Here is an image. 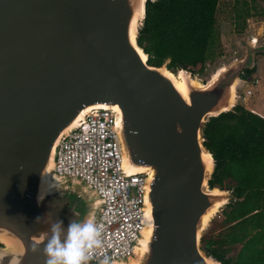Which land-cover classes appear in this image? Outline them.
Instances as JSON below:
<instances>
[{
  "label": "water",
  "instance_id": "water-1",
  "mask_svg": "<svg viewBox=\"0 0 264 264\" xmlns=\"http://www.w3.org/2000/svg\"><path fill=\"white\" fill-rule=\"evenodd\" d=\"M146 1L0 0V264H44L48 216L65 228L97 217L98 194L79 178L57 176L53 161L62 137L107 107L123 172L152 169L144 185L146 235L132 256L109 264H221L200 239L235 193L208 185L214 159L202 126L236 105L230 96L244 87L240 73L255 67L264 40L248 41L243 57L218 65L205 86L185 81L184 98L136 44Z\"/></svg>",
  "mask_w": 264,
  "mask_h": 264
},
{
  "label": "trees",
  "instance_id": "trees-1",
  "mask_svg": "<svg viewBox=\"0 0 264 264\" xmlns=\"http://www.w3.org/2000/svg\"><path fill=\"white\" fill-rule=\"evenodd\" d=\"M217 2L147 0L135 38L147 54L146 62L202 72L213 56ZM254 69L242 70L240 77L246 79ZM202 136L214 159L209 187L232 189L235 200L222 209L217 224L222 230L202 235L200 247L221 264H264V118L236 104L231 111L208 118ZM234 244L239 248L234 258L228 257Z\"/></svg>",
  "mask_w": 264,
  "mask_h": 264
},
{
  "label": "built area",
  "instance_id": "built-area-1",
  "mask_svg": "<svg viewBox=\"0 0 264 264\" xmlns=\"http://www.w3.org/2000/svg\"><path fill=\"white\" fill-rule=\"evenodd\" d=\"M117 132L112 109H94L62 137L55 151V174L79 178L100 199L99 213L90 221L102 229V246L92 252L89 264L132 256L145 224L148 172H123Z\"/></svg>",
  "mask_w": 264,
  "mask_h": 264
},
{
  "label": "rangeland",
  "instance_id": "rangeland-1",
  "mask_svg": "<svg viewBox=\"0 0 264 264\" xmlns=\"http://www.w3.org/2000/svg\"><path fill=\"white\" fill-rule=\"evenodd\" d=\"M251 37H256V43H261L264 40V2L261 0H218L215 10L213 56L205 61L202 72L193 74L197 81L204 83L218 65H226L243 57L246 53L245 44ZM254 60L256 62L255 69L245 79L247 87H250L252 93L245 94L243 91L245 87L241 89L242 91L237 90L236 93V104H240L246 109L254 107V99L264 103V91L259 92L258 90V87L264 86V54L255 53ZM259 64L261 67L256 73ZM175 70L171 69L173 72ZM255 110L257 111V109ZM223 208L224 206H221L212 215L203 229L202 235L209 232L216 234L219 231L220 227L217 224L223 217ZM238 248L239 244L231 245L226 255L234 258Z\"/></svg>",
  "mask_w": 264,
  "mask_h": 264
},
{
  "label": "clouds",
  "instance_id": "clouds-1",
  "mask_svg": "<svg viewBox=\"0 0 264 264\" xmlns=\"http://www.w3.org/2000/svg\"><path fill=\"white\" fill-rule=\"evenodd\" d=\"M22 169L23 165H20L18 170ZM42 198H38V203ZM41 221L40 217L36 218L37 223ZM43 221L48 224L47 244L43 249L44 264H89L92 252L102 246L101 227L87 218L82 221L72 220L67 228L62 221L49 216ZM37 250L36 246L32 248L34 253ZM101 264H109L108 257Z\"/></svg>",
  "mask_w": 264,
  "mask_h": 264
},
{
  "label": "bare ground",
  "instance_id": "bare-ground-1",
  "mask_svg": "<svg viewBox=\"0 0 264 264\" xmlns=\"http://www.w3.org/2000/svg\"><path fill=\"white\" fill-rule=\"evenodd\" d=\"M249 42L255 44V43L257 42L256 37H251V38H249ZM139 53H140V51H139ZM140 55H141V58H142V59L145 58V56H144L142 53H140ZM221 69H222V68H221ZM159 71L171 80V82L173 83V85L175 86V88H176V89H177V90L183 95L184 98H186V96H187V91H186V90H187V89H186L187 87H186V82H185V81H188V83H189L190 85H193V86H195V87H203V86H205V84L198 82L197 79H196L195 77H188V78H187V77L185 76L184 72L181 71V70H177V71L175 70V71L173 72V71H170V70L165 69L163 66H160V67H159ZM213 72H214V71H213ZM211 74H212V73H211ZM215 75H216V73L210 75V76H209V79L207 80V82L209 83V82L215 77ZM236 84H237V80L235 81V83L233 84V86L236 85ZM235 98H236V94L234 95V94L232 93L231 96H230V99H229V104H230V105L234 103ZM98 105H99V106H105L104 104H98ZM88 108H89L88 106L85 107V108H83V109L81 110L80 114H82V113H83L84 111H86ZM203 158L208 162V167L210 168V162H209V157H208V155H207V154H203ZM49 167H50V165H48V168H47V169H49ZM134 171H135V172H137V171H146V172L149 173V175L152 174V169H151V168H149V169H148V168H137V169L134 170ZM46 173H47V171H46ZM56 181H57V178H54V179L52 180V182H53L52 185H54V184L56 183ZM212 192H213V193H217L216 189H213ZM213 211H214V209L212 210V212H213ZM213 213H214V212H213ZM206 223H207V220L204 221L203 226L206 225ZM204 227H205V226H204ZM146 231H147V230H143V232H142L143 236L146 235ZM207 264H210V261H207Z\"/></svg>",
  "mask_w": 264,
  "mask_h": 264
},
{
  "label": "crops",
  "instance_id": "crops-1",
  "mask_svg": "<svg viewBox=\"0 0 264 264\" xmlns=\"http://www.w3.org/2000/svg\"><path fill=\"white\" fill-rule=\"evenodd\" d=\"M255 64H256V62H255ZM260 67H261V65L259 64L258 67H257L256 73L259 72ZM245 81H246V80H245ZM244 85H245V86H244V87H245L244 90L249 89V90H250L249 94H251V93H252V90L250 89V87H247L248 85H247L246 82H245ZM253 87H254V86H253ZM257 87H258V86H257ZM244 90H243V91H244ZM258 90H259V92H263V91H264V86L261 85V87H258ZM241 91H242V90H241ZM243 99H244V98H243ZM259 102H260V101H256L255 99L253 100L254 107H256L255 109H257V111L254 109V107H253V108H248V110H250L251 112L256 113V114H258L259 116H261V117L264 118V103H262V102L259 103Z\"/></svg>",
  "mask_w": 264,
  "mask_h": 264
}]
</instances>
